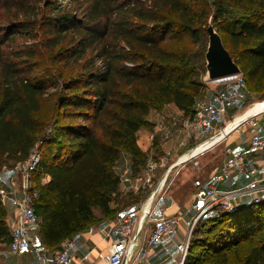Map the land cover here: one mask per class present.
I'll use <instances>...</instances> for the list:
<instances>
[{"label":"trees","instance_id":"trees-1","mask_svg":"<svg viewBox=\"0 0 264 264\" xmlns=\"http://www.w3.org/2000/svg\"><path fill=\"white\" fill-rule=\"evenodd\" d=\"M210 19L249 90L264 95V0H47L34 18L36 33L25 30L41 40L33 50L15 51L27 55V73L6 56L0 38V169L4 159L23 161L38 145L35 209L45 246L57 248L88 229L97 218L95 206L105 216L115 213L112 194L120 178L114 165L125 151L133 168L145 166L148 154L137 144V132L153 127L151 109L174 103L192 116L195 100L206 94ZM39 45L54 61L85 59L80 73L61 81L46 127L37 113L55 77L51 70L49 77L30 75L40 66L31 61ZM6 215L0 203V245L11 241ZM212 217L204 243L214 254L211 264H230L231 246L239 264H264V234L247 238L264 227V202Z\"/></svg>","mask_w":264,"mask_h":264},{"label":"built area","instance_id":"built-area-1","mask_svg":"<svg viewBox=\"0 0 264 264\" xmlns=\"http://www.w3.org/2000/svg\"><path fill=\"white\" fill-rule=\"evenodd\" d=\"M212 82L216 88L211 95L198 97L192 116L182 121L185 139L180 141V147L197 143V151L203 153L226 142L234 131L247 125L250 132L249 151H264V99L257 102L249 114L247 109L228 118L229 108L238 107L253 96L246 78L240 72ZM40 160L36 145L27 159L15 162L10 168L0 169V203L7 213L11 253L31 250L40 264H84L90 261V253L79 257L71 253L85 234H98L105 242L108 250L105 264H150L154 248L162 249L173 264H185L195 227L205 217L219 211L235 212L248 203L244 202L246 198L253 203L264 202V171L252 167L251 158L225 145L218 170L204 179H195L189 202L176 214H171L166 203L169 187L167 171L184 159L171 161L165 155L158 159L150 157L143 167L142 179L133 175L131 167L125 168L120 176L124 185L137 190L140 181L146 178L150 183L158 171L165 170L151 188L144 206H124L116 213L114 220L78 231L63 240L57 248L40 249L36 234L40 228V218L35 209L40 190L33 180ZM236 172L250 173L253 178L237 187H222L221 184L230 180ZM44 178L46 181L47 177Z\"/></svg>","mask_w":264,"mask_h":264},{"label":"rangeland","instance_id":"rangeland-1","mask_svg":"<svg viewBox=\"0 0 264 264\" xmlns=\"http://www.w3.org/2000/svg\"><path fill=\"white\" fill-rule=\"evenodd\" d=\"M60 1L65 4L67 0ZM46 2L47 0H0V38H3L5 40L4 50L6 56L16 61L17 65H20L22 67V73H27L28 66L24 65L27 64L29 60H25L27 59V55L24 54L22 57H19L15 54V51L33 50L35 44L41 40V37H31L30 34L25 30L29 29L31 33H36L38 27L37 22L34 21V18L37 16L39 17L42 10L45 11ZM15 28H17L18 31L12 34L11 31ZM21 29H23V31H21ZM39 29L41 31H44L42 28ZM41 31H39L40 36L44 34V32L41 33ZM37 50L40 51L38 56L31 61L40 63V66H36L34 68V72H32L30 75L41 73V75L49 77L47 76L46 72L51 70V74L48 75H50V77H55L53 83L49 82L47 84L45 89L46 92L41 101V109L37 113V118L40 123H42V127H46L50 120V115L52 114V111L56 106L57 92L60 90L61 81L64 79H69L70 77H75L78 73H80L81 63H83L85 59L83 58L78 62H75L73 60L54 61L50 58L49 51L44 45H39ZM89 53H91V51H89ZM205 82L206 94H208L211 89L216 88V84L214 82ZM252 94L253 96L246 103H243L238 107L229 108L228 118H232L235 114L239 115L247 109H253L257 102L264 99V95L261 91H252ZM188 116L189 115H187V117ZM49 126L51 128L53 127V124ZM247 129L248 126L245 125L238 131H234V133L230 137V142H233V145H236L240 142H243V140L245 141L247 139ZM154 146H156V142ZM217 146L218 147L207 150L204 156H194L189 159L182 160L175 168L167 171V184L169 187L166 203L171 214H176L189 202L191 193L194 191L193 182L195 181V179L206 178L214 168H217L220 165L223 158V144H219ZM125 153L126 152L123 151L121 155H124ZM161 153L162 152H160V150L156 148L155 150H153V152L149 150L147 159H149L150 157L158 159L161 155H163ZM199 157L206 158L204 169H200L202 163H200V165L196 163ZM12 163L13 162L6 161L4 159V163L1 168H10L13 165ZM164 172L165 170L163 169L158 171V173L154 177V180L150 183L145 180L146 178L143 181H140L138 189L135 190V192L130 193V196L123 195L121 197L123 198V200L120 198L118 199L116 195L112 194L113 203L116 205V203L118 202L119 204H117L118 208L113 209L114 211L116 210L113 216L125 205L131 206L133 208L138 207L140 204L144 206L150 195L151 188L158 182V178H160ZM133 175L135 177H141L142 179L143 167L141 168L137 166L133 168ZM44 179L45 178L43 177L41 181H45ZM231 179L223 182L225 183V185L223 186L230 187L232 186V183H245L250 179V176L242 175L240 180L237 179V182L235 181V178ZM244 202H250V198H246ZM93 209L97 218L94 222L91 223V225H99L101 223H104L108 218L112 217L111 214L106 216L103 215L98 206H95ZM213 217L212 215L205 217L204 220L195 227L185 264H211L210 262L214 254L204 243L205 239L209 235V232L206 231L208 229L207 227H210V224L212 223L211 219ZM205 224L206 227L204 226ZM36 234L39 248L43 249L45 245L43 244L41 238L40 228L37 230ZM261 234H264V227L261 228L260 231L247 236V238L255 239ZM247 238L238 244V249L246 243ZM234 249V246L226 248V251H228L230 255V264H239L236 257L234 256ZM0 251L4 252L2 256H0V262H2L3 264L39 263L38 257L36 255L34 256L32 253L26 254V256L11 253L9 251L8 245H0Z\"/></svg>","mask_w":264,"mask_h":264},{"label":"crops","instance_id":"crops-1","mask_svg":"<svg viewBox=\"0 0 264 264\" xmlns=\"http://www.w3.org/2000/svg\"><path fill=\"white\" fill-rule=\"evenodd\" d=\"M214 89L215 88L211 89L210 92L207 94V96H210ZM253 109H248L247 112ZM186 117L187 115H185L184 112L181 109H179L174 103L166 104L161 110L151 109L147 118L151 123H153V127L151 129L148 127H142L137 132V144L139 145L140 149L147 154L149 150L153 152L155 148L159 149L160 152H162L161 154L169 157L170 159H172V161L182 160V159H186L187 157H190V155H192L194 152L197 151L198 144L189 143L188 146L186 147H180V141L185 139V131L182 128V121ZM262 133L264 134V129L262 130ZM231 135L228 137L226 142L222 143L223 144L222 152L225 145L230 146L234 152L243 153L247 158H251L253 161L252 167H255L259 171H264V151L262 152L249 151L250 149L249 130L247 129V139L245 141L243 140V142H240L236 145H233V142H230ZM155 142H156V146H154ZM205 152L195 156H204ZM205 159H206L205 157L202 158L199 157V159L196 161L198 165L202 163L200 169L202 168L204 169ZM132 166H133L132 156L126 152L124 155H121V157L116 161L114 165V169L120 178V176L123 173V170L127 167L132 168ZM218 168L219 166L217 168H214L209 175L217 171ZM242 175H249L250 179L248 181H250L253 178V175H251L250 173L239 174L237 172L233 174L232 178H235V181L237 182V179L240 180ZM248 181H246L245 183H247ZM245 183L242 184L232 183L231 184L232 186L230 187H224L223 185H225V183L221 185L224 188H233L243 185ZM132 192H135V190L129 189L127 185H124L120 180L118 191L115 192L114 195L122 199L121 197L123 195H128ZM117 204L118 202L115 205L112 201L111 207L115 209L117 208ZM114 217L115 215L114 216L112 215V217L108 218L106 221H112L114 220ZM45 247L48 248L47 246ZM8 248L9 251L11 252L9 245ZM1 252L2 251H0V256H2V254L4 253ZM30 253H32L35 256V253H33V251L31 250L23 251L19 255L26 256V254H30ZM71 253L77 257L85 253H90V261H86L84 264H92V262L93 264H105V256L107 255L108 250L106 248L105 242L102 241L100 235L85 234L77 242L76 247L71 251ZM0 264L3 263L0 262ZM38 264H40V261ZM150 264H173V260L167 257V254L164 253L162 249L154 248L150 256Z\"/></svg>","mask_w":264,"mask_h":264},{"label":"water","instance_id":"water-1","mask_svg":"<svg viewBox=\"0 0 264 264\" xmlns=\"http://www.w3.org/2000/svg\"><path fill=\"white\" fill-rule=\"evenodd\" d=\"M207 33L208 45L205 52L206 73L203 77L204 81H214L219 78L240 73L241 67L232 57V54L226 47L221 34L212 23V19L209 20ZM198 154H200V151L194 152L186 159Z\"/></svg>","mask_w":264,"mask_h":264},{"label":"bare ground","instance_id":"bare-ground-1","mask_svg":"<svg viewBox=\"0 0 264 264\" xmlns=\"http://www.w3.org/2000/svg\"><path fill=\"white\" fill-rule=\"evenodd\" d=\"M254 109H255V107H254ZM254 109H253V110H254ZM253 110H251V111H248V112H247V114H249V113H250V112H252ZM245 116H246V115H245Z\"/></svg>","mask_w":264,"mask_h":264}]
</instances>
